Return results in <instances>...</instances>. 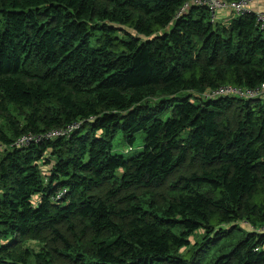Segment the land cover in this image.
<instances>
[{
	"label": "trees",
	"instance_id": "obj_1",
	"mask_svg": "<svg viewBox=\"0 0 264 264\" xmlns=\"http://www.w3.org/2000/svg\"><path fill=\"white\" fill-rule=\"evenodd\" d=\"M262 82L252 11L0 0V264H264Z\"/></svg>",
	"mask_w": 264,
	"mask_h": 264
},
{
	"label": "built area",
	"instance_id": "obj_2",
	"mask_svg": "<svg viewBox=\"0 0 264 264\" xmlns=\"http://www.w3.org/2000/svg\"><path fill=\"white\" fill-rule=\"evenodd\" d=\"M254 0H239V1H227V0H197L202 5L209 8L211 13V20L214 22L217 20L220 11L222 10H233L234 14H240L242 12L252 11L256 14L257 26L264 29V10H260L253 6ZM214 95H237L241 98H256L264 96V82H262L256 88L248 87H234L227 86L222 87L214 93ZM54 133L50 134L53 135ZM30 138L27 136L21 137L16 140L17 146L27 144ZM264 230V226L262 227Z\"/></svg>",
	"mask_w": 264,
	"mask_h": 264
},
{
	"label": "rangeland",
	"instance_id": "obj_3",
	"mask_svg": "<svg viewBox=\"0 0 264 264\" xmlns=\"http://www.w3.org/2000/svg\"><path fill=\"white\" fill-rule=\"evenodd\" d=\"M260 1V0H259ZM258 5H261L260 2L255 3L254 6L256 7H260ZM223 11V12H222ZM219 13V16L217 18V20H222V21H228L232 16H234V11L233 10H222ZM225 12V13H224ZM1 124L3 125L4 129L6 131H8L10 134H12V132L9 130L7 123L2 119L1 120ZM141 134H138V143H141ZM121 138V134H118L117 138L115 139V147H114V151L119 152V153H124L125 152V146H123V144H118L119 140ZM201 238V231L196 233V235L191 236V240L194 242L196 239L199 240ZM43 246V244L40 241H27L24 243V247H29L31 249H34L36 251H40L41 247ZM32 264V263H31Z\"/></svg>",
	"mask_w": 264,
	"mask_h": 264
},
{
	"label": "crops",
	"instance_id": "obj_4",
	"mask_svg": "<svg viewBox=\"0 0 264 264\" xmlns=\"http://www.w3.org/2000/svg\"><path fill=\"white\" fill-rule=\"evenodd\" d=\"M257 2H260L261 3V5H258V6H260V7H256L255 6V8H257V9H260V10H264V0H254L253 1V6L255 5V3H257ZM223 12V11H222ZM225 13V12H224Z\"/></svg>",
	"mask_w": 264,
	"mask_h": 264
}]
</instances>
